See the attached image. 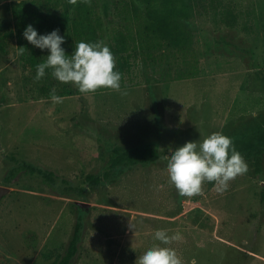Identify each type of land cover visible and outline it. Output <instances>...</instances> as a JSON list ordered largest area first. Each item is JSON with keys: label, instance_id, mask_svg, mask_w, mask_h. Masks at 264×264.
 I'll list each match as a JSON object with an SVG mask.
<instances>
[{"label": "rangeland", "instance_id": "374dc122", "mask_svg": "<svg viewBox=\"0 0 264 264\" xmlns=\"http://www.w3.org/2000/svg\"><path fill=\"white\" fill-rule=\"evenodd\" d=\"M14 1L36 31L67 2L0 0V21L11 29ZM110 1L95 6L104 35L126 22ZM188 3L191 50L140 53L120 92L81 94L50 69L34 82L48 50L30 44L18 55L16 36L2 40L0 185L9 191L0 196V264H48L76 223L78 250L69 264H135L159 243L152 238L158 229L179 234L167 246L183 264H264V147L249 153L264 140V0ZM190 66L197 74L180 78ZM53 88L62 103H52ZM217 131L231 138L249 171L222 194L205 182L201 195H178L160 158ZM118 154L123 161L111 165ZM135 154L143 159L130 161Z\"/></svg>", "mask_w": 264, "mask_h": 264}, {"label": "clouds", "instance_id": "9594fccd", "mask_svg": "<svg viewBox=\"0 0 264 264\" xmlns=\"http://www.w3.org/2000/svg\"><path fill=\"white\" fill-rule=\"evenodd\" d=\"M67 2L76 5L78 0ZM80 2L91 5V0ZM22 34L34 47L48 50L45 61L37 65L34 82L40 81L45 76V70L50 69L53 78L74 85L81 94L95 93L101 88L121 91V73L114 70V55L103 41L78 42L71 55H68L61 47L65 41L58 30L38 34L29 24ZM24 51L23 46L19 47L18 55H23ZM50 99L54 104L63 102V98L56 95L55 88L50 91ZM160 159L166 161L164 171L168 183L182 197L201 195L205 182L214 183L216 192L222 194L228 189L230 181L249 171L231 138L219 131L211 133L199 143L187 141ZM152 238L159 243L147 248L136 258L135 264H183L176 250L167 246L179 240V234L170 236L167 230L158 229Z\"/></svg>", "mask_w": 264, "mask_h": 264}, {"label": "trees", "instance_id": "16d2710c", "mask_svg": "<svg viewBox=\"0 0 264 264\" xmlns=\"http://www.w3.org/2000/svg\"><path fill=\"white\" fill-rule=\"evenodd\" d=\"M110 2L117 7L120 5L117 12L124 13L122 18L126 22L122 28H116L108 35H104L102 17L95 9L97 0H91L90 6L80 0L72 6L66 2L56 20L38 24L37 33L47 34L54 29L58 30V34L67 39L61 47L68 55H71L78 42L103 41L114 55L116 61L114 70L121 73L120 86L126 84L125 73L130 72L133 58L140 53L145 52L147 55H152L151 50L161 47H173L182 52L191 50L193 38L183 22L189 16L188 0H111ZM12 3L14 4L16 23L11 29L8 23L0 21V49L4 50L2 40L8 36H16L18 47L23 46L26 51L27 45L30 43L22 33L26 28V16L29 14L24 9H20L19 2ZM25 51L23 55H25ZM196 74L195 66H190L179 74V77H191ZM103 89L106 88L99 90ZM76 90L79 92L77 88ZM263 147L264 140L256 152L249 153H260ZM142 157L135 154L129 160L135 162L138 159H143ZM123 159L122 154H118L111 158L110 163L117 165ZM19 166L20 169L24 167L27 172L40 174L48 183L53 181L52 177L42 168L26 164ZM92 180L98 182L97 177ZM79 238V223H76L64 252L56 255L48 264H69L78 250Z\"/></svg>", "mask_w": 264, "mask_h": 264}, {"label": "water", "instance_id": "95a60500", "mask_svg": "<svg viewBox=\"0 0 264 264\" xmlns=\"http://www.w3.org/2000/svg\"><path fill=\"white\" fill-rule=\"evenodd\" d=\"M7 191H9V187L4 186V185H0V196H2L3 194H5Z\"/></svg>", "mask_w": 264, "mask_h": 264}]
</instances>
